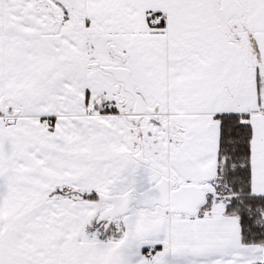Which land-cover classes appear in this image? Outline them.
Wrapping results in <instances>:
<instances>
[{
	"label": "snow or ice",
	"instance_id": "snow-or-ice-1",
	"mask_svg": "<svg viewBox=\"0 0 264 264\" xmlns=\"http://www.w3.org/2000/svg\"><path fill=\"white\" fill-rule=\"evenodd\" d=\"M0 264H264V0H0Z\"/></svg>",
	"mask_w": 264,
	"mask_h": 264
}]
</instances>
